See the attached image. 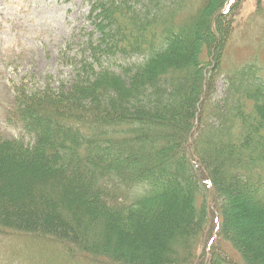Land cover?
<instances>
[{
	"label": "trees",
	"instance_id": "obj_1",
	"mask_svg": "<svg viewBox=\"0 0 264 264\" xmlns=\"http://www.w3.org/2000/svg\"><path fill=\"white\" fill-rule=\"evenodd\" d=\"M196 1L84 0L69 77L14 84L0 238L109 264H231L225 241L264 264V69L223 65L244 0Z\"/></svg>",
	"mask_w": 264,
	"mask_h": 264
},
{
	"label": "rangeland",
	"instance_id": "obj_2",
	"mask_svg": "<svg viewBox=\"0 0 264 264\" xmlns=\"http://www.w3.org/2000/svg\"><path fill=\"white\" fill-rule=\"evenodd\" d=\"M257 1L243 2L226 47L225 68L252 61L264 69V12H257ZM188 3L195 6L197 1ZM89 12L84 0H0V135L18 136L20 132L5 121L6 110L14 102L15 83L23 79L31 86H42L48 74L55 79L69 77L72 68L65 57L79 54L94 30ZM223 87L221 81L219 91ZM257 233L262 235L255 232L253 243L259 240ZM18 239L0 238V264H109L78 254L66 258L62 247L46 250ZM221 246L231 255V264H238L237 251L225 241Z\"/></svg>",
	"mask_w": 264,
	"mask_h": 264
}]
</instances>
